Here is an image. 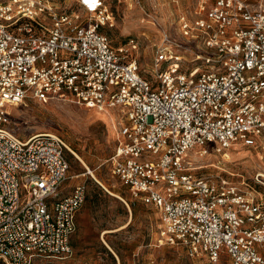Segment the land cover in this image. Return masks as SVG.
I'll use <instances>...</instances> for the list:
<instances>
[{
	"label": "built area",
	"instance_id": "2783aa9c",
	"mask_svg": "<svg viewBox=\"0 0 264 264\" xmlns=\"http://www.w3.org/2000/svg\"><path fill=\"white\" fill-rule=\"evenodd\" d=\"M71 1L0 0V261L70 256L85 199L80 184L59 196L69 170L59 135L20 138L7 127V107L30 97L109 115L111 173L157 211L158 246L264 264V202L188 159L195 148L220 153L264 135V0H209L191 23L181 16L192 42L163 35L146 76L104 33L113 25L105 0Z\"/></svg>",
	"mask_w": 264,
	"mask_h": 264
},
{
	"label": "rangeland",
	"instance_id": "374dc122",
	"mask_svg": "<svg viewBox=\"0 0 264 264\" xmlns=\"http://www.w3.org/2000/svg\"><path fill=\"white\" fill-rule=\"evenodd\" d=\"M52 1L59 8L74 6L71 0ZM205 2L208 5L209 0H105L113 25L103 27V31L113 47L123 46L141 72L149 74L154 48L163 35L192 42L182 35L180 17L191 23L203 14ZM184 57V67L195 65L190 54ZM7 111V127L18 137L52 132L68 146L69 170L59 196L70 194L77 184L85 188L71 255L36 259L33 264H224L225 259L212 263L205 254L191 256L179 246L157 245V211L133 199L111 173L107 160L116 134L109 115L69 98L41 102L28 97L8 106ZM203 149L205 153H201ZM203 149L195 148L188 154L196 173L221 177L264 202V135L252 146L235 145L220 153L211 146Z\"/></svg>",
	"mask_w": 264,
	"mask_h": 264
},
{
	"label": "trees",
	"instance_id": "16d2710c",
	"mask_svg": "<svg viewBox=\"0 0 264 264\" xmlns=\"http://www.w3.org/2000/svg\"><path fill=\"white\" fill-rule=\"evenodd\" d=\"M0 264H4V263L0 261Z\"/></svg>",
	"mask_w": 264,
	"mask_h": 264
},
{
	"label": "bare ground",
	"instance_id": "6f19581e",
	"mask_svg": "<svg viewBox=\"0 0 264 264\" xmlns=\"http://www.w3.org/2000/svg\"><path fill=\"white\" fill-rule=\"evenodd\" d=\"M40 133H43V132H40ZM40 133H39V134H40Z\"/></svg>",
	"mask_w": 264,
	"mask_h": 264
}]
</instances>
